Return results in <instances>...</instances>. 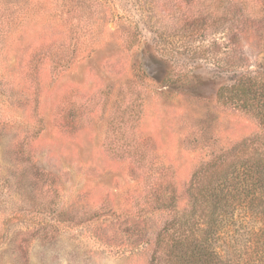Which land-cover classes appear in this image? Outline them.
Wrapping results in <instances>:
<instances>
[{
	"label": "rangeland",
	"instance_id": "1",
	"mask_svg": "<svg viewBox=\"0 0 264 264\" xmlns=\"http://www.w3.org/2000/svg\"><path fill=\"white\" fill-rule=\"evenodd\" d=\"M243 23L241 0H0V264H150L133 145L182 184L261 135L217 102L264 72Z\"/></svg>",
	"mask_w": 264,
	"mask_h": 264
},
{
	"label": "trees",
	"instance_id": "2",
	"mask_svg": "<svg viewBox=\"0 0 264 264\" xmlns=\"http://www.w3.org/2000/svg\"><path fill=\"white\" fill-rule=\"evenodd\" d=\"M251 1L257 0H241L243 26L259 38L264 8ZM217 102L242 111L262 133L202 160L184 183L174 163L157 162L133 145L143 200L138 218L157 217L160 227L152 241L148 219L129 220L126 232L132 251L152 244L150 264H264V72L221 87Z\"/></svg>",
	"mask_w": 264,
	"mask_h": 264
}]
</instances>
